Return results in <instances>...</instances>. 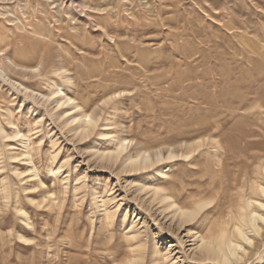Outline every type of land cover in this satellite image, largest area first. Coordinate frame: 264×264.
<instances>
[{"label":"rangeland","instance_id":"rangeland-1","mask_svg":"<svg viewBox=\"0 0 264 264\" xmlns=\"http://www.w3.org/2000/svg\"><path fill=\"white\" fill-rule=\"evenodd\" d=\"M0 33L12 78L0 76V122L32 139L44 183L14 174L27 168L9 158L22 146L0 137V264H204L196 233L218 230L242 195L264 200L255 189L264 186V0H0ZM31 37L49 44V66L42 57L14 61L12 43ZM62 68L72 83L55 73ZM57 86L98 117L89 137L70 132L39 97ZM102 133L153 158L200 146L192 160L131 172L96 155L114 149ZM142 184L181 205H209L182 225ZM255 242L241 264H264V232Z\"/></svg>","mask_w":264,"mask_h":264},{"label":"bare ground","instance_id":"bare-ground-1","mask_svg":"<svg viewBox=\"0 0 264 264\" xmlns=\"http://www.w3.org/2000/svg\"><path fill=\"white\" fill-rule=\"evenodd\" d=\"M41 27H36V32L39 35H44V29ZM0 38V40H2L5 37L0 33ZM34 39L35 38L32 37L30 38V40L26 39L23 42L24 44L12 43L13 51L16 53L14 61L16 60L18 62H27L31 58L42 57L43 61L49 66L52 63V53L49 44L42 43V49L38 46L39 41H35ZM27 67H22L21 70L23 72H29V67ZM64 69H59L55 73L60 74L58 72L62 71V79H66L67 82L72 83L71 77H69L67 74L68 71ZM31 72L36 71L31 70ZM0 76L3 78L7 77L9 80H12L11 75H9V73L7 72L2 61H0ZM20 86L22 87L21 84ZM23 89L25 91H28L27 95L33 98L34 100H38L40 97L42 100H44L45 103H50V101H52L51 105H53L52 111L54 110L55 112L54 116L58 120H60V122H62L64 127H68L69 131L73 132L76 136L86 138L95 132L99 120L98 117L96 118L91 113H87L85 109L74 98L70 97L65 93L66 91L63 87L57 86L56 88H54L55 90L52 91L49 95L46 96L39 94V97L37 96L38 94H36L34 91L30 92L29 89L26 87H23ZM11 115H13V113H10L9 116ZM40 122H36V125H39ZM8 124L15 127V124L12 121H9ZM18 129L12 134H8L0 122V137L7 141L17 142L22 146V148L11 146L12 152L9 158L15 163H24L23 165H26L27 168L24 171L15 168L14 174L19 179H21V181H38V185L36 187L34 186V188H38L40 186H43L44 183L40 179V172L37 169V166L34 164L33 156L31 154L32 139H30V137H28L26 134L22 133ZM102 136L105 138H111V133H102ZM111 142L114 144V149L97 151L96 155H98L102 160H107L108 162L113 164H117L120 162L121 164H124L126 167H128L131 172L146 171L148 169H151L155 165H158L159 163L169 160L172 161L180 157H182V159L185 158V160L188 158L190 159L191 157L192 160V158L194 157L193 154L197 152V149L200 146L199 143L189 144L187 152L176 154L174 153V150L171 149L168 156L162 155V153L160 152L158 155H156L155 158H153L148 152H137L136 154L128 152L129 142L126 139L111 138ZM64 166L65 165L62 164L58 168H49V172L51 173V175L57 176L64 169ZM260 170L264 172V166L263 168H260ZM160 173L163 176H166L163 170L160 171ZM141 189L149 193L151 192V197L153 198V201L158 202V204H161L164 210L169 212V214L171 213L173 215L172 217L174 219H177V221L179 220L182 225L191 223L192 221L197 219L198 216L202 213V211H204V208L209 205L201 201V199L195 200L193 206L181 205L175 198H173L169 195V193H167L166 189L160 186H147L146 184H142ZM255 189H257L258 192L264 197L263 185H258V187H256ZM3 192L4 200L8 201L10 199V192L6 187L4 188ZM200 195H202V193ZM256 195L258 196V194ZM49 196L52 197L54 196V194L51 192L49 193ZM195 196L196 195H194V198ZM254 197L250 196L249 198L245 199V196L242 195L236 205V209L233 210L232 216L227 215V218L223 217L224 219L221 218L219 220L217 226L219 228L218 230L212 229L207 235H203L200 232L196 233L195 236L198 246L194 250L197 251L198 254L195 259L201 261L204 264H241L244 261V259L247 257V250L251 248H256L257 244L255 241L257 240V238L259 240V238L263 236L264 232V213H261L259 211L260 209L264 210V207H262V205H264V200H262L261 198L260 199L262 201L255 200L257 197L255 199ZM101 202V206L104 209V218L109 220L110 217H112L113 213L106 207V200L102 199ZM19 213H22L24 216H27V213L22 209L19 210ZM24 222L27 224V226H29L28 220H25ZM19 238L25 242L29 241L26 237L22 235H20ZM163 256L165 257V254ZM132 264L137 263L135 260H133Z\"/></svg>","mask_w":264,"mask_h":264},{"label":"snow or ice","instance_id":"snow-or-ice-1","mask_svg":"<svg viewBox=\"0 0 264 264\" xmlns=\"http://www.w3.org/2000/svg\"><path fill=\"white\" fill-rule=\"evenodd\" d=\"M262 207H264V205H262Z\"/></svg>","mask_w":264,"mask_h":264}]
</instances>
